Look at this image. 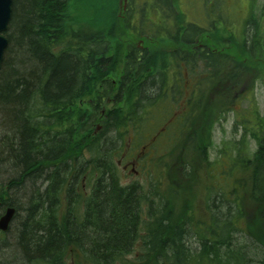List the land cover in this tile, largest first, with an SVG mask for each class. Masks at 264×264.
<instances>
[{"label":"trees","instance_id":"16d2710c","mask_svg":"<svg viewBox=\"0 0 264 264\" xmlns=\"http://www.w3.org/2000/svg\"><path fill=\"white\" fill-rule=\"evenodd\" d=\"M24 1L21 13L18 0L13 1L0 67V176L10 173L1 182L0 200L17 208L10 228L18 259L25 263L39 254L51 257L46 264H264V113L252 93L256 82L264 84V1L258 7L250 0L243 30L236 34L219 13L218 0L206 8L204 24L189 22L179 0H130L132 15L139 11L146 17V35L125 24L121 0H76L87 23L78 20L76 26L61 21L54 10L47 12L56 0ZM157 9L162 15L151 21L149 11ZM69 26L76 30L66 50L50 52V46L65 42ZM137 36L146 46L136 44ZM117 47L125 48L119 73ZM158 50L163 57L151 60ZM113 76L121 79L119 88L113 94V86H102L93 103L95 109L113 104L104 130L95 134L90 129L95 114L88 120L79 100L91 95L101 79L112 85ZM249 92L250 107L234 123L239 137L224 143L212 159L205 128ZM72 104L74 118L63 113ZM152 120L162 126L150 142L146 132ZM240 124L245 129H237ZM159 137L169 143V151L178 150L175 161L182 172L170 170L165 188L159 173L150 175L147 185L123 183L119 164L126 148H132L133 159L134 148L149 144V153L154 152ZM62 152L67 157L57 161ZM79 157L89 166L76 164ZM67 189L81 199L60 215L57 201ZM202 203V213L191 210ZM138 215L150 220L144 229H136L132 217ZM188 225L203 237L192 246L181 237ZM68 237L81 243L118 239V254L137 241L146 244L133 260L101 262L86 249L83 261H66L56 250ZM160 243V253L163 243L171 247V260L150 258L151 247Z\"/></svg>","mask_w":264,"mask_h":264},{"label":"rangeland","instance_id":"374dc122","mask_svg":"<svg viewBox=\"0 0 264 264\" xmlns=\"http://www.w3.org/2000/svg\"><path fill=\"white\" fill-rule=\"evenodd\" d=\"M140 1H145L148 3H151L153 0H138ZM191 0H179V5L181 6L180 9L187 12L186 6H189L190 12H187V15H185L186 19L191 22H196L198 24H204L206 21V8L204 9L203 7V0H195L191 3ZM232 2L231 5H228L229 2ZM257 1V6H261L264 0H256ZM220 2L218 4V8H220L221 4V9L219 13H223L226 17L229 18V20L232 22L231 23V29L233 30L234 33L238 34L241 33L243 30V19L246 15V11L248 10V6L250 3V0H218ZM143 5V3H142ZM141 5V6H142ZM145 5V4H144ZM18 13H21L23 7L25 6V1L24 0H18ZM149 10V9H148ZM153 10H150L149 12H152ZM149 19L151 21L157 22L160 18L161 15L158 14V12L153 11L152 13H149ZM16 23H20L21 19L19 17L16 18L15 20ZM11 22L9 23L8 29L5 31V35L7 36V32L11 26ZM136 44L141 47V46H146L145 43H141V39L137 38ZM117 50H119V56L122 60L120 62V65L118 67L119 71L118 73L122 70V66H124V51L125 48L122 47H117ZM161 50L154 51L152 54L154 55L151 60H154L156 58L161 59L162 53L160 52ZM97 93L98 89L96 88L94 92L91 95H88L83 98L82 107L87 108L88 112L86 113V118L89 120L90 115L94 113V108L93 104L95 101H92L93 99L97 98ZM253 96L255 97V100L257 102L258 109L261 114L264 113V84H262L261 81L256 82V85L254 86V90L252 91ZM113 97V96H112ZM250 97L251 93L248 96H245L244 98H241L240 100L238 99L233 105L232 108L233 110L227 112L224 117L220 118L219 120L214 121L212 124H210L208 127H206L204 130L205 137L209 138V143L208 147L210 149V156L212 159L216 158L218 155V150L223 147L224 143L230 141L234 137H239L240 130L235 131L236 127L234 126V123L239 119L242 121L240 116L242 114H245V110L250 107ZM92 101V102H91ZM91 104H90V103ZM102 109L104 112H106L108 109H113V104L111 102L107 104L102 105ZM154 123L150 126V128L147 132L146 135L148 134V141H152L150 138H152L153 134L156 131V129H159L161 126L158 125L156 120H152ZM106 124V120L101 119L99 122H97L93 127L91 126V129L94 131L95 134H99L101 131L104 130ZM98 126H101L102 128H98ZM237 129H245L244 126L241 124L237 126ZM152 133V134H151ZM151 134V135H149ZM253 141V140H252ZM155 145L152 147L154 148V152L149 153V148L147 147L148 150L143 155V158L139 160L138 164L135 165L134 167L136 168L137 172L132 170V163L131 160L132 158H129V155L132 152V148L128 146L125 151V158L122 159V163L120 164L121 167V177L124 183H130L133 181H141V182H146L149 179V176L154 175L156 177V174L159 173L162 176V187L165 188L166 186V180H167V173H171L170 170H178L180 172L181 169L179 167L180 164H177L175 161L176 159H179L178 155V150H173L169 151L168 147V142L163 138L159 137L158 140L154 143ZM151 148V147H150ZM252 148H255L254 144H252ZM144 147H140L139 151L143 150ZM175 149V148H174ZM138 152V149L134 148L133 153ZM182 161V160H181ZM154 162L157 164L155 166ZM153 171H152V170ZM155 169V170H154ZM9 172L8 174L3 172L0 176V189L2 188V183L5 182V180L9 177ZM166 179V180H164ZM179 180L184 181L183 178L179 177ZM177 187H180L179 184L173 183ZM14 194V193H13ZM4 194L2 195V198H4ZM14 197H18V193L15 192ZM185 201L184 196H182L179 199V206L183 204ZM24 205V197H22V204ZM203 203L201 204L200 207L193 206L191 209L193 212L197 213H202L203 212ZM20 215H24V208L20 209ZM8 235V242L5 244H8V247H5L6 252L15 251L17 249L16 246H14V238H13V230L8 231L6 233H2ZM12 238V239H11ZM2 264V263H0ZM18 264V263H17ZM21 264V263H20Z\"/></svg>","mask_w":264,"mask_h":264},{"label":"bare ground","instance_id":"6f19581e","mask_svg":"<svg viewBox=\"0 0 264 264\" xmlns=\"http://www.w3.org/2000/svg\"><path fill=\"white\" fill-rule=\"evenodd\" d=\"M63 2H64V0L54 1V6H53V4H51L49 6V9L47 12H53V10L56 11L58 18H60L61 21L67 20L73 26L79 25L78 20H79V23H82V24L86 23L85 21H82V15H80V13L78 11L79 5L76 6V0H65V5H64V8L62 9L61 6H62ZM120 4L122 5L120 15L123 17L126 25L136 28V30L139 34L142 33V30H144V29L147 30V25H145L146 24V17L143 14L139 15L140 12L137 11L135 13V17H134L132 15V8L131 7H129L127 10H125L123 8V3L120 2ZM12 14H13V11H12ZM189 22H191V21H189ZM70 28H71V26H69L67 34L65 35V36H67L65 42L64 43L61 42V43H59V45L54 44V45L50 46V48H49L50 52L54 53L55 51H59L61 49L66 50V45L73 38V36L75 35L74 30H76V28H73V30H70ZM85 30H88V29L85 28ZM140 35H146V33L145 34L142 33ZM8 41H9V39H8ZM126 49H127V47H126ZM89 52H90V50H89ZM104 64H106V63H104ZM122 68H124V67H122ZM114 74L115 73L112 72V75H114ZM113 77L114 78H112V79L114 82L112 85H111V83H107L108 82L107 80H105V82H103L102 79H101V81L99 80L100 82H98L96 84L98 90L100 88H102V86H104V87L107 86L105 89H109V88H111V86H113L111 88V93L114 94L116 89L119 88V85L121 84L122 81L120 78H116L115 76H113ZM45 79L46 78L44 76L42 83H45ZM128 79H129L128 77L123 78L124 81H127ZM84 97H86V96H83L79 100V104L82 105L81 102L83 101ZM109 100H111V99H109ZM92 101H96V98L93 99ZM76 105H77V103H76ZM91 105H93V104H91ZM69 107H71V108L68 109V106H66V108L63 109V113L69 117L74 118L76 116L74 105L72 104ZM72 109H73V111H72ZM94 110H95L94 111L95 116L90 119V126H94L101 119L106 120L108 117L107 113L104 112L102 109H100V108L95 109L94 108ZM67 121H68V123H67ZM67 121L65 124H69V120H67ZM98 128L100 129L102 127L98 126ZM91 145H93V143L89 142L88 146L90 147ZM68 150L74 151L73 148L68 149ZM60 153L58 155H60ZM66 157H67V153L65 154L64 152H62V154L57 159V161H60L61 159H62L61 161H63L64 158H66ZM78 161H79L80 165H82V166H84L85 164H87L86 165L87 167L89 166V162L85 158L79 157V158H76L74 160V162L76 164ZM88 179L89 178H88L87 174L85 173L84 176L82 177L83 182H87ZM121 181L123 182L122 178H121ZM133 182L136 184H139L141 186L147 185L146 182H141V181H133ZM133 182H130V183H133ZM44 186H45V184L43 185V187ZM82 188L84 189L85 192H89L91 189L90 187H87V185H84V184H82ZM50 191H53V189ZM80 199H81L80 195H78V193L74 189L65 190L64 194L61 195L60 201H57V205H58V207H60L58 209V213L60 215H63V213L66 212V207L70 203L74 202L77 205L78 202L80 201ZM3 202H4V200H2V201L0 200V204ZM9 210L12 211V217H11L8 229L3 230L2 228H0V263H2V264H17V263L18 264H20V263L21 264H46V263H49L51 260L50 256L34 254V256L31 255L29 259L26 258L25 263H24V262H21L20 259H18V257L20 258V256H18L19 254H21L20 252H18V251H11V253L6 252L5 247L8 246V244H5V242H6V240L8 241V235L6 236V234H2V233H6L9 230H11L12 223L16 219L17 208L14 205H9V204L3 203L2 209H0V218H2L4 215H6V213ZM132 218L136 220V229L139 228L140 225H143V229H144L145 224L147 222H150V220L148 218H144L142 215H138V216L132 217ZM57 220H58V218H57ZM59 221L61 222L60 217H59L58 223H59ZM59 226L61 227L60 223H59ZM181 237H182V242L183 243L185 242L189 246H192L193 243H195L196 241L203 238L202 234L199 233L197 228H195L193 226H189V225L184 228ZM58 243L59 244L57 246L56 252L59 253L60 257L64 256L66 261H69L70 258L72 260L75 259L76 261H83L85 259L84 253L87 249L89 252L88 254L92 258H94L96 260H100L101 262H109V261L121 262L124 259L127 261L133 260V258H135V256L137 254H139L141 250H144L142 248V245H143V243L146 244V241L140 240V241L135 242L132 246L127 247L125 254H123V253L118 254V252L121 249V248H119L120 242L118 239L106 240V239L96 238V239L87 240V242H85V243H81V242L77 241L76 239H73V238L69 239V237H68L66 239L64 238L63 240H59ZM162 246H163V250H164V252H162V253H160V251H162L161 243L158 244L157 246L151 247L150 252H149L150 258H152L156 261H159L160 263H163L165 261V259L171 260V258L174 255V253L171 250V247L169 245H166L165 243H163ZM177 258H178V256H177Z\"/></svg>","mask_w":264,"mask_h":264},{"label":"water","instance_id":"95a60500","mask_svg":"<svg viewBox=\"0 0 264 264\" xmlns=\"http://www.w3.org/2000/svg\"><path fill=\"white\" fill-rule=\"evenodd\" d=\"M13 11V0H0V67L4 58L5 50L9 44L5 31L9 27ZM12 211L9 210L6 215L0 218V228L8 229Z\"/></svg>","mask_w":264,"mask_h":264},{"label":"flooded vegetation","instance_id":"af4514ba","mask_svg":"<svg viewBox=\"0 0 264 264\" xmlns=\"http://www.w3.org/2000/svg\"><path fill=\"white\" fill-rule=\"evenodd\" d=\"M124 2H129L130 0H123ZM136 2L138 3L139 1L138 0H136ZM191 5V4H190ZM215 5L214 4H210L209 5V7H214ZM129 7H131L132 8V5L131 4H129V5H125L123 8L125 9V10H127ZM157 11L159 12L158 14L159 15H162L161 14V12L157 9ZM161 17V16H160ZM143 48V47H142ZM186 93H187V95H189V91L187 90L186 91ZM146 150H147V148H146V146L144 147V149L143 150H141V152L140 151H138V152H136L137 153V155H136V157L135 158H133L132 160H131V165L133 166L132 167V170L133 171H135V172H137V170H136V168L134 167L135 165H137L138 164V162H139V160L140 159H142L143 158V155H144V153L146 152Z\"/></svg>","mask_w":264,"mask_h":264}]
</instances>
